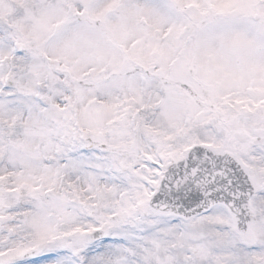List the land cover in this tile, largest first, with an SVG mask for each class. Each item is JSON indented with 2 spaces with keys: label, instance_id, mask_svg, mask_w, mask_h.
<instances>
[{
  "label": "snow or ice",
  "instance_id": "1",
  "mask_svg": "<svg viewBox=\"0 0 264 264\" xmlns=\"http://www.w3.org/2000/svg\"><path fill=\"white\" fill-rule=\"evenodd\" d=\"M0 264H264V0H0Z\"/></svg>",
  "mask_w": 264,
  "mask_h": 264
}]
</instances>
